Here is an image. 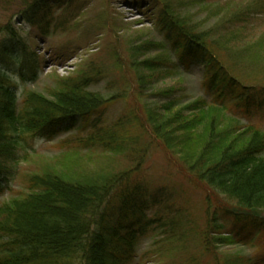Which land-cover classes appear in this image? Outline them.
<instances>
[{
	"label": "trees",
	"instance_id": "obj_1",
	"mask_svg": "<svg viewBox=\"0 0 264 264\" xmlns=\"http://www.w3.org/2000/svg\"><path fill=\"white\" fill-rule=\"evenodd\" d=\"M157 1L163 7L156 28L175 40L180 61L189 56L205 61L204 83L213 96L214 103L205 99L185 106L177 100L166 103L163 114L157 116L168 114L164 118L171 128L167 130L162 129L166 126L164 119L153 117L156 110L149 111L147 117L154 143L177 156L183 176L207 197L204 221H198L189 207L177 206V191L167 194L161 189L152 195L141 185L131 186L129 168L84 185L70 183L57 174L34 173L29 194L0 206V264H132L140 240L154 234L157 225L166 228L163 233L168 235L160 242L162 248L176 253L178 260L172 257L171 264L248 263L245 257L230 256L228 260L217 251L227 244H247L244 238L255 231L264 236V223L249 217L252 210L264 208V132L252 126L242 128L238 119L227 115L226 103L231 102L244 113L252 107L250 100L257 102L264 98L263 93L259 97L252 94L255 88L247 87L235 71L220 62L199 38L201 35L176 21L169 7ZM31 7L29 4L26 11L29 19L40 25L42 17L35 15L37 7ZM12 44L19 46L16 37ZM194 44L200 48L196 50ZM14 51L0 47V174L16 162L27 137L55 121L85 118L104 103L101 96L86 91L91 79L82 76L60 80L50 94L52 98L29 93L18 108L5 70L8 64L1 59V55L12 56ZM144 66L166 70L165 63L155 60L145 61ZM221 122L227 129L214 131L216 123ZM177 132L184 135L176 137ZM119 133L123 132L94 134L81 142L105 152L127 149L132 157L145 150L126 148V135ZM176 146L180 151L187 150L186 158L175 151ZM193 152L194 156L201 152L200 157L191 160ZM157 204L164 207L149 216L150 205Z\"/></svg>",
	"mask_w": 264,
	"mask_h": 264
},
{
	"label": "rangeland",
	"instance_id": "obj_2",
	"mask_svg": "<svg viewBox=\"0 0 264 264\" xmlns=\"http://www.w3.org/2000/svg\"><path fill=\"white\" fill-rule=\"evenodd\" d=\"M162 1L169 7L171 17L187 26L193 34L201 35L199 38L204 40H201L204 45L226 67L235 71L247 87H264V11L260 10L264 0ZM29 4L32 6L30 9L37 7L39 14L48 8L45 12L48 19L46 33L40 26L29 22L27 16L22 18ZM162 7L163 4L157 0H0V42L5 38L6 29L11 27L18 32L23 43H28L31 53L41 59L38 80L24 81L16 77L20 90H33L49 97L51 91L57 89L56 77L60 81L85 74L98 78L89 90L108 100L104 116L93 115L86 120H78L71 130L64 126L49 132L48 138L36 145L37 153L20 164V172L12 181L11 188L0 192L1 202L24 193L32 173L57 174L70 183L84 185L129 168L132 181L137 180L147 186L148 193L155 195L161 188L166 189L167 194L177 191V206L189 207L198 221H204L206 213L203 207L207 200L204 192L198 191L183 176L176 155L152 146V140L135 118L144 119V115L148 117L152 110L157 111L156 114L150 113L153 117L162 115L163 106L173 100L185 106L199 98L209 99L204 86L206 66L200 61H191L188 66L178 68L179 58L173 43L156 28ZM25 30L28 31L27 36L23 34ZM150 43L157 46L153 48ZM146 44L150 49L144 48ZM148 60L165 63L168 68L166 71L160 68L150 70L144 66ZM120 63L126 67L125 73L120 72ZM130 82L135 83L132 88L127 85ZM226 105L229 114L241 119L243 125L253 124L264 130V112L248 118L234 113L231 102ZM167 115L157 117L166 123L164 117ZM168 127L171 125L166 123L162 129L167 130ZM225 129L227 125L221 122L216 123L214 131ZM119 130L123 132L119 134L126 135V148L145 150L135 152L132 157L131 152L126 153L127 149L105 152L99 146L88 148L79 142L95 133L102 135ZM167 133L173 139V134ZM181 135L184 134L177 132L176 137ZM72 136L76 137V143L62 146L61 143ZM75 145L80 150L89 151L62 157L74 151ZM176 149L180 156L186 158L187 150L180 151L177 146ZM200 153L194 156L193 152L191 160L198 159ZM150 206L147 214L153 216L161 211L164 204ZM165 230L157 225L154 234L140 240L134 263L171 264L172 257L178 260L176 253L171 254L160 245L168 236L163 233ZM256 234L260 240L254 236L246 246L227 244L220 246L217 252L229 257L228 260L230 256H242L248 260L247 264H261L258 261H263L264 257V236L259 233L253 235ZM237 238L236 241H240V237Z\"/></svg>",
	"mask_w": 264,
	"mask_h": 264
}]
</instances>
